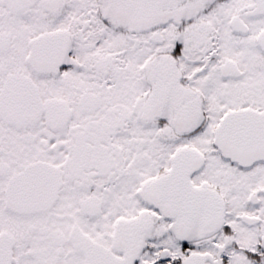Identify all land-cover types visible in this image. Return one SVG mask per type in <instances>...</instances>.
I'll list each match as a JSON object with an SVG mask.
<instances>
[{"label":"snow or ice","instance_id":"1","mask_svg":"<svg viewBox=\"0 0 264 264\" xmlns=\"http://www.w3.org/2000/svg\"><path fill=\"white\" fill-rule=\"evenodd\" d=\"M0 264H264V0H0Z\"/></svg>","mask_w":264,"mask_h":264}]
</instances>
